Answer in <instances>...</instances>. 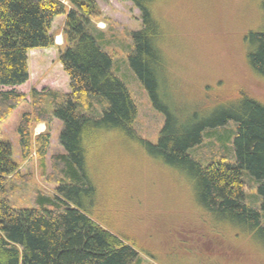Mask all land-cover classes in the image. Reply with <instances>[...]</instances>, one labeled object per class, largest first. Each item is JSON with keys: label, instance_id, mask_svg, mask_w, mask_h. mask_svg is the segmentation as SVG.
Here are the masks:
<instances>
[{"label": "trees", "instance_id": "16d2710c", "mask_svg": "<svg viewBox=\"0 0 264 264\" xmlns=\"http://www.w3.org/2000/svg\"><path fill=\"white\" fill-rule=\"evenodd\" d=\"M123 1L139 10L141 21L140 28L131 32L128 64L152 104L164 113L157 143L150 147L165 162L190 173L203 206L247 230L254 229L264 239L260 223L264 213V102L241 90L237 103L215 100L222 112L206 122L195 123L196 112L189 119L179 118L161 91L165 32L152 12L160 0ZM260 4L264 12V0ZM59 15H65L62 34L66 46L58 60L69 91L32 88L30 110L21 115L16 132L21 158L29 157L34 141L43 168L49 133L33 138L32 127L60 119L59 143L64 153L51 157L52 172L46 174L55 185L54 192L34 190L28 198L31 207H18L14 197L24 196L29 176L19 171L11 144L0 139V264H142L134 242L103 227L90 207L95 189L86 172L88 146L105 130L131 134L137 114L123 80L112 71L111 56L92 33L96 30L93 22L102 18L95 0H0V126L25 101L26 94L14 87L29 79L28 53L54 46L50 29ZM245 39L250 45L246 66L253 76L264 78V25L248 30ZM160 94L165 106L157 104ZM229 120L236 127L228 146L216 143L215 138L203 143L206 127L222 126ZM251 181L259 183V207L248 200Z\"/></svg>", "mask_w": 264, "mask_h": 264}, {"label": "rangeland", "instance_id": "374dc122", "mask_svg": "<svg viewBox=\"0 0 264 264\" xmlns=\"http://www.w3.org/2000/svg\"><path fill=\"white\" fill-rule=\"evenodd\" d=\"M95 1L102 18L93 25L102 33H92L111 56L112 71L123 80L137 107L134 132L125 135L115 129L105 130L87 148L86 172L95 189L90 207L100 216L99 223L130 238L139 249L142 264H264L261 234L203 206L190 173L165 162L150 147L157 143L164 113L152 104L128 64L131 32L141 26L139 10L130 1ZM152 12L165 32L161 91L166 102L178 110L179 118L189 119L196 112L193 121L206 122L222 112L215 100H226V105L237 103L241 90L264 102V78L254 75L256 79L246 66L250 45L245 34L264 25L260 0H160ZM64 19L65 15H59L52 22L54 46L28 53L29 79L15 88L26 94L25 101L0 126V139L11 144L19 171L29 176L24 196L14 197L18 207H31L28 198L34 190L54 192L55 185L48 182L46 174L52 172L51 157L64 153L59 143L60 119L32 127L33 138L49 133L43 168L34 141L29 157L21 158L16 132L21 115L30 110L32 88L69 91L58 60L59 51L66 46ZM157 104L166 105L161 94ZM235 127L231 120L215 128L206 127L203 143L215 138L216 143L228 146ZM258 185L251 181L247 191L253 207L260 205ZM260 221L264 227L263 212Z\"/></svg>", "mask_w": 264, "mask_h": 264}, {"label": "crops", "instance_id": "0c3cea01", "mask_svg": "<svg viewBox=\"0 0 264 264\" xmlns=\"http://www.w3.org/2000/svg\"><path fill=\"white\" fill-rule=\"evenodd\" d=\"M24 84H26V83H24ZM24 84H22V85H19V86L21 87V86H23ZM19 86H15L14 88H16V87H19Z\"/></svg>", "mask_w": 264, "mask_h": 264}]
</instances>
